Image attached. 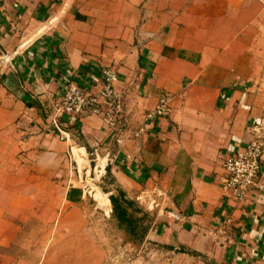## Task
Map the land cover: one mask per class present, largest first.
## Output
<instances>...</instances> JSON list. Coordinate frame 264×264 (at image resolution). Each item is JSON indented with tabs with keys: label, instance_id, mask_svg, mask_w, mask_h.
<instances>
[{
	"label": "crops",
	"instance_id": "1",
	"mask_svg": "<svg viewBox=\"0 0 264 264\" xmlns=\"http://www.w3.org/2000/svg\"><path fill=\"white\" fill-rule=\"evenodd\" d=\"M105 67L119 77L122 128L56 112L69 81L99 93ZM164 90L171 114L147 120ZM263 118L264 0H0V169L17 171L0 174V264L71 262L37 250L59 235L21 245V208L39 216L36 201H59L51 231H88L97 169L96 188L150 213L146 240L173 264H264V157L244 202L220 184Z\"/></svg>",
	"mask_w": 264,
	"mask_h": 264
},
{
	"label": "rangeland",
	"instance_id": "2",
	"mask_svg": "<svg viewBox=\"0 0 264 264\" xmlns=\"http://www.w3.org/2000/svg\"><path fill=\"white\" fill-rule=\"evenodd\" d=\"M9 170L11 169H7L6 172L4 169H0V174L3 175L2 177L6 178L8 175L17 174V171L14 170L15 173H13V171ZM99 174V170L97 169L95 173L92 174V177L96 180ZM109 178L110 177H106L103 182ZM95 180L91 182V186H93L92 193L95 195L91 193V197L89 198V210L85 211L84 217V223H87L89 226L88 231L74 233L70 236L72 240L64 233H54L51 231V226H54L58 221L57 216L55 217L54 215L55 213L52 211L50 212L49 208H57L55 202L59 201L49 200L46 202V206L36 203V201L34 210H40L39 216H29L27 213L28 208H21L26 210L24 214L21 213L19 221L23 224V228L17 237L21 245H27L29 241L38 240L41 245L50 243L55 234L59 236L54 246L50 244L49 248L40 247L37 250L40 252L46 250L50 253V258L52 257L59 261H71L64 264H173L175 254L166 251L153 242H144L139 248H135L124 242L123 234L117 228L112 217L113 208L111 201H109V195L101 191L100 188L95 187ZM96 184L99 186V183ZM101 184L102 187H106L102 182ZM16 187L17 184H12L11 181L7 179L3 185V191H15ZM105 190L106 188H104V191ZM20 201L21 204L24 203L23 200ZM9 202L10 201L2 200L0 205L7 206ZM44 209L48 213L47 215ZM72 220L71 218L68 222ZM28 223H33L34 225H29ZM31 228L33 229L31 230ZM67 243L70 246L64 247ZM25 247L19 246L21 254L29 250L27 246ZM93 256L95 258L94 261H92L91 258ZM199 262L200 259H198V263ZM178 263L187 264L184 260L178 261Z\"/></svg>",
	"mask_w": 264,
	"mask_h": 264
},
{
	"label": "built area",
	"instance_id": "3",
	"mask_svg": "<svg viewBox=\"0 0 264 264\" xmlns=\"http://www.w3.org/2000/svg\"><path fill=\"white\" fill-rule=\"evenodd\" d=\"M104 83L97 94L89 93L74 81H69L66 92L56 104L58 114L77 115L85 112L100 115L112 130L122 128L124 119L123 94L118 88L119 77L111 67L103 69ZM173 94L162 91L158 103L146 113V119L155 121L172 112ZM256 129V137L240 147L223 163L224 174L220 184L225 194L236 202H244L256 184L264 157V118ZM120 141V139L118 140Z\"/></svg>",
	"mask_w": 264,
	"mask_h": 264
},
{
	"label": "trees",
	"instance_id": "4",
	"mask_svg": "<svg viewBox=\"0 0 264 264\" xmlns=\"http://www.w3.org/2000/svg\"><path fill=\"white\" fill-rule=\"evenodd\" d=\"M109 198L113 208L112 217L123 234L124 242L135 248L141 247L147 241L151 227L150 213L137 200L128 198L122 189Z\"/></svg>",
	"mask_w": 264,
	"mask_h": 264
}]
</instances>
